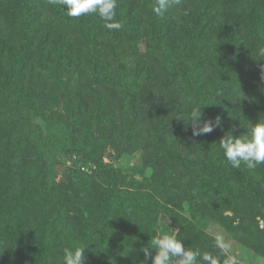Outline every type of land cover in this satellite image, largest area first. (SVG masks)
Masks as SVG:
<instances>
[{"label":"trees","instance_id":"obj_1","mask_svg":"<svg viewBox=\"0 0 264 264\" xmlns=\"http://www.w3.org/2000/svg\"><path fill=\"white\" fill-rule=\"evenodd\" d=\"M136 1L117 0L114 19L122 27L110 30L98 14L70 17L53 0H0V264H60L62 249L81 243L84 264H136L137 254L127 256L134 223L152 232L161 214L187 250L217 264L235 263L206 232L209 221L264 255V164L233 168L219 147L222 137L243 136L264 121V0H180L161 16L155 0ZM154 50L165 52L157 57ZM142 77L157 100L154 89L144 91L148 98L128 91L125 83ZM101 82L129 94L131 116L141 105L152 117L141 128L148 134L132 133L137 138L120 141L118 150L157 144L165 165L147 186L130 180L122 190L112 166L81 152L97 172L76 170L66 187H47L55 160L34 117L48 128L51 121L75 129L89 117L104 122L113 112ZM43 96L59 104L47 108ZM117 102L110 125L135 132L121 112L125 98ZM199 105L205 119L219 115L222 125L193 136L188 113ZM195 139L201 148L190 157L186 146ZM76 144L75 137L62 148L79 153Z\"/></svg>","mask_w":264,"mask_h":264},{"label":"rangeland","instance_id":"obj_2","mask_svg":"<svg viewBox=\"0 0 264 264\" xmlns=\"http://www.w3.org/2000/svg\"><path fill=\"white\" fill-rule=\"evenodd\" d=\"M136 2L137 4L139 3L138 1ZM141 4L142 3H139L138 6L140 7ZM161 48H163V46ZM140 49L143 50V46H141ZM164 52L165 51L160 52V50H154V53L157 57H159V53L163 55ZM145 79L147 80L149 78L142 77L132 85H130V82L125 83V85H129L128 91H131V94L132 92L136 91L138 92L139 96H146V98H148V93L144 91H150V89H154V86L148 84ZM101 83L103 87H106L104 91V96H106V100L108 102L106 106L109 108V110H111L112 108L111 111L113 112V115L111 116H107V113H104V122H98L94 118L89 117L86 119L87 121L85 124L83 123L81 124L79 129H75L65 123V120H62V122H60L58 125H54L55 123L51 121V128H48L44 125L40 118L34 117L33 121L41 127L42 135L50 137V144L52 145H50L47 149V154L50 155L51 158L49 159V161L55 160V163L52 165L51 169L48 168L47 176L45 177L47 187L52 186L54 187V190H60V188L66 187L68 184V180L66 178L67 175L75 172L76 170H79L81 173L89 177L94 174L93 172L96 171V165L94 164V162H92V160L90 162V158L86 159V157L81 152H87L91 159H98L100 163L112 166L115 171L114 182L116 183L117 188L120 187V189L122 190L126 187V184L130 182V180H134L135 183L142 186H147V181L150 180L156 173V166L158 164L165 165V163L162 162L158 157L160 151L158 150L157 144L153 147V149L152 147H147L149 144H146L130 153H121L120 150H118L117 144L120 141L126 138H137V136L132 133L144 132L146 129L142 131L141 128L143 126H146L147 128L149 122L152 120V117L150 113L147 114V112H145L144 107L141 105H138L136 107L131 116L129 94L126 93L124 95V93H121L122 96H120L118 91L116 90L117 86H115L114 89L111 87L109 88L108 82ZM122 87V84L119 85L120 90L122 89ZM154 90L155 92L152 94H155L154 97L156 98L155 100H157V90ZM113 96H115L116 99H114ZM118 98H125L124 104L122 103L121 112L123 115L127 116V121L130 122L129 124H127V126L129 128L133 127L131 129L135 128V132L128 131V129L127 131H124V129L122 128L125 127L118 129L110 125L111 120H109L108 118L118 117L116 115V110L117 108H119V102H117ZM42 99L47 103V108H55V106L59 104V101L51 97L43 96ZM32 100L37 99L35 97H32ZM135 101L136 103H139L140 97H138ZM62 118H64V116H62ZM108 128H110V130H108ZM107 131H111L110 138L104 137ZM144 133L148 134V131ZM75 137L77 138L78 144H76L74 150H79L80 152H66L62 148V146H70L72 140ZM200 148V140L195 139L191 144L186 146V151L188 155L192 157L194 154L198 153ZM154 157H157L158 160L156 161ZM154 182L155 181H153L152 187L155 188V190L160 188L161 190H163V192H167L166 187L162 188L160 187V183ZM194 183L195 182H189L190 185H194ZM172 190L173 189L170 188V192H172ZM180 211L188 216V208L186 204L182 205ZM224 214L231 215V213L228 211ZM134 225V230L136 229L137 231H132V237L128 239V247L132 249V251L127 252V256L130 254H137L138 257L137 259L135 258L136 264H152V257L155 255L156 249L149 248V252L151 253L149 257H145L143 251H141L142 248L151 246L152 234H171L176 236L178 232V227L166 214L159 215L151 224L152 232L148 231L143 225L141 226L138 223H134ZM259 225L260 227H262V221L259 222ZM206 232L214 238H216L217 235H221L223 237L224 242L229 247L227 252H222L230 261L234 262L235 264H264V255H260L257 252H254L246 246L240 244L237 240L232 238L231 233L227 232L215 221L208 222ZM171 264H179V258L173 257L171 259ZM196 264L205 263L197 259Z\"/></svg>","mask_w":264,"mask_h":264},{"label":"clouds","instance_id":"obj_3","mask_svg":"<svg viewBox=\"0 0 264 264\" xmlns=\"http://www.w3.org/2000/svg\"><path fill=\"white\" fill-rule=\"evenodd\" d=\"M53 2L58 3L70 17L98 14L108 29L122 27L121 23L114 19L117 0H53ZM173 2L179 4L180 0H155L153 12L155 15L161 16ZM259 55L264 57V48L260 49ZM181 117L184 119L183 116ZM188 120L192 124L193 136L211 133L214 130L213 123L216 127L222 125L219 115L205 119L201 112V105L190 109ZM219 147L233 168H239L242 162L249 169L264 164V121L258 120L252 124L249 131L243 136L222 137L219 140ZM215 239L217 247L227 252L229 246L224 242L223 237L217 235ZM86 247V244L81 243L63 248L60 264H84ZM149 248L156 249L155 255L152 257V264H171L173 257L179 258V264H196L198 257L206 264H217V259L212 255L208 253L201 255L198 251L187 250L182 241L171 234L154 235L151 238V246L141 249L145 257L151 255ZM225 264L228 262L226 261Z\"/></svg>","mask_w":264,"mask_h":264}]
</instances>
